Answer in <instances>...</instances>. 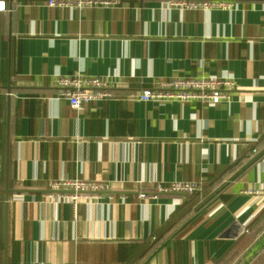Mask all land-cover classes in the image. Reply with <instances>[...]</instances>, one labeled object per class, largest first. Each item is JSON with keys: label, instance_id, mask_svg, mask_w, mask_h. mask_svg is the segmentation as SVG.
I'll list each match as a JSON object with an SVG mask.
<instances>
[{"label": "crops", "instance_id": "obj_1", "mask_svg": "<svg viewBox=\"0 0 264 264\" xmlns=\"http://www.w3.org/2000/svg\"><path fill=\"white\" fill-rule=\"evenodd\" d=\"M0 1V264H231L264 229V196L247 192L264 189V0ZM75 73L110 77L113 97L57 99L53 77ZM200 75L238 88L215 105L127 97ZM60 177L107 183L113 198L74 210L47 195ZM173 180L199 190L149 196Z\"/></svg>", "mask_w": 264, "mask_h": 264}, {"label": "built area", "instance_id": "obj_2", "mask_svg": "<svg viewBox=\"0 0 264 264\" xmlns=\"http://www.w3.org/2000/svg\"><path fill=\"white\" fill-rule=\"evenodd\" d=\"M49 6L59 8H71L76 10L88 8L113 9L120 5V0H48ZM237 3L232 0H167L166 7L178 10H224L232 11ZM4 9V2L0 1V10ZM110 77L88 76L81 73L73 75H55L53 83L57 88L56 98L66 99L72 108H79L85 103L101 101L113 97ZM235 79L229 75H200L193 77H176L167 81H161L152 88H144L135 92H129L127 97L132 100L144 102L165 103L176 101L180 103L199 101L201 103L215 105L221 102H229L232 94L237 90ZM110 185L87 177H60L52 180L48 185V197L53 196L58 200L71 203L73 209L86 199H100L106 195L112 199ZM199 190V185L193 181L173 180L167 185L157 183L154 194L177 193L191 195ZM250 194L264 196V189H249ZM140 198H146L143 192L138 194ZM262 205L261 208H263Z\"/></svg>", "mask_w": 264, "mask_h": 264}, {"label": "water", "instance_id": "obj_3", "mask_svg": "<svg viewBox=\"0 0 264 264\" xmlns=\"http://www.w3.org/2000/svg\"><path fill=\"white\" fill-rule=\"evenodd\" d=\"M264 250V229L232 261L231 264H252Z\"/></svg>", "mask_w": 264, "mask_h": 264}]
</instances>
